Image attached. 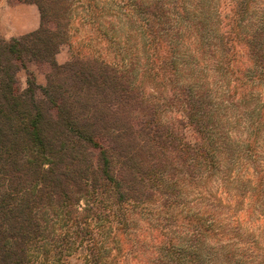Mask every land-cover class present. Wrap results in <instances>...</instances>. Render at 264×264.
I'll list each match as a JSON object with an SVG mask.
<instances>
[{
	"label": "trees",
	"instance_id": "trees-1",
	"mask_svg": "<svg viewBox=\"0 0 264 264\" xmlns=\"http://www.w3.org/2000/svg\"><path fill=\"white\" fill-rule=\"evenodd\" d=\"M10 1L34 3L40 21L34 31L0 38V264H121L142 261L148 250L152 264H264V251L246 255L225 240L244 237L238 226L222 225L211 207L196 209L205 183L221 176L235 192L229 202H249L247 214L264 220V167L260 142L228 135L213 98L185 76L195 54L181 48L195 38L197 50L218 55L215 73L246 105L250 133L262 132L264 100L253 97L264 92V0H229L222 33L213 18H192L188 0H176V21L174 3H147L150 92L135 81V62L119 69L97 58L55 61L68 42L67 0ZM173 25L179 55L164 49ZM30 64L47 77L45 87L19 82L17 71ZM167 77L178 87L158 99ZM175 102L182 114L161 118ZM180 205L190 210L175 212Z\"/></svg>",
	"mask_w": 264,
	"mask_h": 264
},
{
	"label": "rangeland",
	"instance_id": "rangeland-1",
	"mask_svg": "<svg viewBox=\"0 0 264 264\" xmlns=\"http://www.w3.org/2000/svg\"><path fill=\"white\" fill-rule=\"evenodd\" d=\"M177 1L179 3V0ZM230 1L232 2L233 0ZM67 2L69 3L68 42L56 53L55 61L58 64H64L73 57L97 58L119 69L128 67L132 62H135L133 63L136 66L137 77L135 81L140 86L146 87L147 92H150L151 81L144 72L147 67L146 40L144 41V39H147V34H144V31L148 30H143L145 28L143 22L147 18V14L143 10L147 3L159 6L163 5L164 8L168 3H174L173 6L177 7L176 0H67ZM186 3L187 5L189 3L192 9V18L196 19V21L205 18L210 21L209 17H211L213 18L212 21L219 23V32H224L222 26L227 21L228 6L226 5L229 3V0H188ZM169 19L174 21L176 19L179 20V6L175 14H171ZM162 20L163 18L157 21V23H160ZM207 20L203 21L209 23ZM163 39V44H166L164 49L173 46L172 48H175L176 55H179V30H177L175 25L164 33ZM182 41L181 48H190L195 54L193 57L195 61L189 63L183 69V73L187 77H194L195 87L199 90L205 88L209 99L213 98V105H215V108H218L224 127L229 126L228 135H231L232 138L241 144L246 139H251L257 143L260 142L257 149L258 158L259 163L264 167V130L262 132L258 129H256V132L252 130L254 135L250 133L249 127H251V124L247 122L249 117L247 116V112L244 111L246 105L239 103L238 100L229 94L230 88L227 87L226 81L220 79L214 71V59L216 60L218 55L211 57V54L197 50L199 49L197 47L198 40L195 38L191 39V41L190 38H184ZM239 55H243V52ZM245 65H248L247 61ZM16 75L22 86L26 85L27 77L35 79L38 87H45L47 82L45 74L39 71L33 64H30L27 69L20 68ZM160 84H163V89H161L162 92H160V98L158 99L167 100L171 94V91L167 89L170 87V89L175 90V84L169 81L168 77L163 78ZM175 87H178V84ZM255 92L256 97H253V100L255 101L256 98V101L262 102L264 100V92L262 90ZM253 100L252 102H254ZM250 101H248V106ZM206 105H210V102ZM165 109L166 112L163 111L160 117L168 120L178 118L184 111V106L182 102H175L172 106L168 103ZM246 117H248V120H246ZM187 132L193 133L190 128H188ZM220 179L221 176L212 179L208 184L205 183L210 188H208L209 190H207L206 194L202 195V199L197 203L196 209L200 210L211 207V211L214 214L219 213L222 225H228L231 229L238 226L244 237L242 239L237 237V239L232 240V236L227 235L225 240L233 242L236 248L240 249V252H245L246 255H250V253L252 255L263 253L264 220L262 219V215L257 213L248 215L246 208L249 202L240 208L234 202H229L235 201V197L233 196L235 192L230 186H224L225 182L222 181L223 183L219 184L221 182ZM205 185L202 184L199 189H202ZM220 198L224 204L215 205V201L219 202ZM154 210L155 208L151 210L148 206L145 209V213L151 215ZM187 210H190L189 207L185 208L180 205L175 209V212H179V214L183 212L182 214H185L184 211ZM258 227H262V229L260 228V231H258ZM249 234L252 237H246ZM256 236L263 242L258 243V240L255 243L254 239ZM143 239H146V231L143 233ZM148 251V254H145L146 256L140 262L132 259V261L127 260V262L121 264H152L153 254H151L152 251Z\"/></svg>",
	"mask_w": 264,
	"mask_h": 264
},
{
	"label": "crops",
	"instance_id": "crops-1",
	"mask_svg": "<svg viewBox=\"0 0 264 264\" xmlns=\"http://www.w3.org/2000/svg\"><path fill=\"white\" fill-rule=\"evenodd\" d=\"M39 10L34 3L0 0V38L9 40L39 26Z\"/></svg>",
	"mask_w": 264,
	"mask_h": 264
}]
</instances>
